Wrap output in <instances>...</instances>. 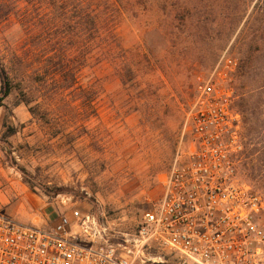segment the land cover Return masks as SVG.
<instances>
[{"label":"rangeland","instance_id":"rangeland-1","mask_svg":"<svg viewBox=\"0 0 264 264\" xmlns=\"http://www.w3.org/2000/svg\"><path fill=\"white\" fill-rule=\"evenodd\" d=\"M170 4V8L178 6L176 1ZM179 4L183 11L169 19L158 12L136 22L134 28L122 29L123 46L133 49L139 61L135 84L122 83L110 70L84 69V86L94 74L99 78L96 116L80 114L71 119L84 129L48 131L19 103L16 90L2 102L0 213L42 225L78 210L105 229L110 243L133 242L141 216L162 194V180L176 153L190 145L183 124L201 96L198 86L213 76L219 85L229 87L233 109L238 112L237 70L230 82L223 83L216 67L225 57L236 62L238 69L248 57V46L240 48L236 42L243 22L230 36L217 17L218 2L182 0ZM258 45L261 48L262 43ZM251 62L261 69L264 52L252 54ZM259 74L258 81L263 76ZM255 85L248 81L246 92ZM71 92L65 93L66 103L61 106L73 101ZM249 103L261 121L264 97H254ZM10 129L15 133L10 135ZM245 134L241 123L236 171L240 180L264 196V139L261 134L252 136L249 145ZM245 148L258 152L246 158ZM253 166L259 175L252 172ZM143 259L149 260L147 264H179L176 257L153 245Z\"/></svg>","mask_w":264,"mask_h":264},{"label":"built area","instance_id":"built-area-1","mask_svg":"<svg viewBox=\"0 0 264 264\" xmlns=\"http://www.w3.org/2000/svg\"><path fill=\"white\" fill-rule=\"evenodd\" d=\"M236 67L224 57L216 75L230 82ZM212 77L183 124L190 145L176 153L132 243H110L78 210L42 225L0 213V264H147L151 245L179 264H264V196L237 174L241 116L229 87Z\"/></svg>","mask_w":264,"mask_h":264},{"label":"trees","instance_id":"trees-1","mask_svg":"<svg viewBox=\"0 0 264 264\" xmlns=\"http://www.w3.org/2000/svg\"><path fill=\"white\" fill-rule=\"evenodd\" d=\"M172 1L178 6L170 8ZM214 1L227 34L232 36L243 22L236 42L240 48L248 46V57L237 69V109L247 131L243 137H250L252 145V136L261 134L264 139V118L260 121L257 109L249 103L254 97H264V64L260 69L251 62L252 54L264 52V0ZM179 2L182 0H0V106L16 90L19 103L48 131L84 129L71 119L80 114L96 116L99 81L94 74L84 86V69L94 73L110 70L122 83L135 84L139 61L133 49L123 46L122 29L126 25L134 28L136 22L158 16V12L169 19L183 11ZM259 73L263 76L258 81ZM248 81L257 85L246 92ZM67 91H72L74 103L61 106ZM10 131V135L15 133ZM245 149L246 158L258 152ZM252 172L259 175L258 167L253 166Z\"/></svg>","mask_w":264,"mask_h":264}]
</instances>
